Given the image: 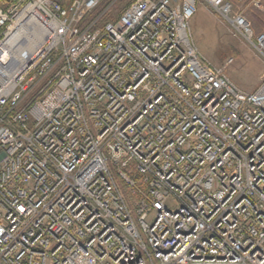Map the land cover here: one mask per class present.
<instances>
[{
    "label": "built area",
    "instance_id": "built-area-1",
    "mask_svg": "<svg viewBox=\"0 0 264 264\" xmlns=\"http://www.w3.org/2000/svg\"><path fill=\"white\" fill-rule=\"evenodd\" d=\"M248 1L0 0V264H264V74L191 29L264 63Z\"/></svg>",
    "mask_w": 264,
    "mask_h": 264
},
{
    "label": "rangeland",
    "instance_id": "rangeland-1",
    "mask_svg": "<svg viewBox=\"0 0 264 264\" xmlns=\"http://www.w3.org/2000/svg\"><path fill=\"white\" fill-rule=\"evenodd\" d=\"M132 1L119 0L107 11L106 20H113ZM110 2L112 0H106L104 10ZM250 2L252 0L248 1ZM247 9L246 17L254 31L264 32V0H261V6L250 5ZM191 29L199 50L213 64L223 66L233 58L234 62L227 68V72L238 87L247 92H253L257 88L264 74L263 61L250 45L231 33L229 27L219 20L207 4L199 2L197 13L191 21ZM169 203L172 206L173 202Z\"/></svg>",
    "mask_w": 264,
    "mask_h": 264
},
{
    "label": "bare ground",
    "instance_id": "bare-ground-1",
    "mask_svg": "<svg viewBox=\"0 0 264 264\" xmlns=\"http://www.w3.org/2000/svg\"><path fill=\"white\" fill-rule=\"evenodd\" d=\"M36 39L38 40V37L37 36L34 37V38H32L33 41H31V46H33V45H35L37 43V40Z\"/></svg>",
    "mask_w": 264,
    "mask_h": 264
},
{
    "label": "trees",
    "instance_id": "trees-1",
    "mask_svg": "<svg viewBox=\"0 0 264 264\" xmlns=\"http://www.w3.org/2000/svg\"><path fill=\"white\" fill-rule=\"evenodd\" d=\"M104 8V7H103Z\"/></svg>",
    "mask_w": 264,
    "mask_h": 264
}]
</instances>
